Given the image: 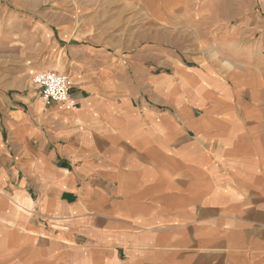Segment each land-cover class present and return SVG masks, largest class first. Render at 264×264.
Here are the masks:
<instances>
[{"label": "crops", "instance_id": "1", "mask_svg": "<svg viewBox=\"0 0 264 264\" xmlns=\"http://www.w3.org/2000/svg\"><path fill=\"white\" fill-rule=\"evenodd\" d=\"M124 34L60 38L74 111L0 87V264H264L254 92Z\"/></svg>", "mask_w": 264, "mask_h": 264}, {"label": "rangeland", "instance_id": "2", "mask_svg": "<svg viewBox=\"0 0 264 264\" xmlns=\"http://www.w3.org/2000/svg\"><path fill=\"white\" fill-rule=\"evenodd\" d=\"M128 29L143 40L139 48L177 59L232 58L223 66L247 83L264 114V0H0V87L40 93L35 76L61 72L60 38L108 39Z\"/></svg>", "mask_w": 264, "mask_h": 264}, {"label": "built area", "instance_id": "3", "mask_svg": "<svg viewBox=\"0 0 264 264\" xmlns=\"http://www.w3.org/2000/svg\"><path fill=\"white\" fill-rule=\"evenodd\" d=\"M34 84L41 92V97L46 105L60 104L67 110H76L77 103L71 97L72 82L67 74L55 71L38 73Z\"/></svg>", "mask_w": 264, "mask_h": 264}]
</instances>
